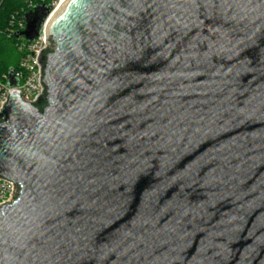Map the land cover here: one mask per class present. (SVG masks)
Listing matches in <instances>:
<instances>
[{"label": "water", "instance_id": "95a60500", "mask_svg": "<svg viewBox=\"0 0 264 264\" xmlns=\"http://www.w3.org/2000/svg\"><path fill=\"white\" fill-rule=\"evenodd\" d=\"M26 22L50 48L38 100L0 113V264H264V0H64Z\"/></svg>", "mask_w": 264, "mask_h": 264}, {"label": "built area", "instance_id": "2783aa9c", "mask_svg": "<svg viewBox=\"0 0 264 264\" xmlns=\"http://www.w3.org/2000/svg\"><path fill=\"white\" fill-rule=\"evenodd\" d=\"M64 0H50V6L53 10L57 9ZM33 8V4L28 9ZM26 13L20 16L17 22V26L14 23L11 24V36L15 31L24 32L26 30ZM18 52L22 55L20 61V70L15 74V78L18 80V85L9 87V76L4 75L0 77V113L7 104L10 94L14 91H18L22 94L25 102H36L38 97L45 90L42 84L43 67L40 64V58L43 50H47L49 47L48 39L43 29L40 36L34 41H28L24 36L17 38ZM16 190V186L5 179H0V207L10 204L12 202L13 194Z\"/></svg>", "mask_w": 264, "mask_h": 264}, {"label": "trees", "instance_id": "16d2710c", "mask_svg": "<svg viewBox=\"0 0 264 264\" xmlns=\"http://www.w3.org/2000/svg\"><path fill=\"white\" fill-rule=\"evenodd\" d=\"M33 1V8L28 9L27 4ZM37 6H50L49 0H0V77L7 75L9 76L10 70L17 73L20 70V61L22 55L18 52V32L15 31L13 35L8 38L7 30H9L12 23H15L16 16L22 15L24 11L27 13L33 11ZM26 13V14H27ZM12 42L13 47L9 53L6 54L4 51V43ZM6 50V48H5ZM7 59V60H6Z\"/></svg>", "mask_w": 264, "mask_h": 264}, {"label": "rangeland", "instance_id": "374dc122", "mask_svg": "<svg viewBox=\"0 0 264 264\" xmlns=\"http://www.w3.org/2000/svg\"><path fill=\"white\" fill-rule=\"evenodd\" d=\"M49 2H50V0H49ZM31 4H34L33 3V1H31L29 4H27L26 6H28V8H29V6L31 5ZM20 16L21 15H17L16 16V20H15V26H17L16 24H17V22H19L18 20L20 19ZM11 29H13V28H10L9 30H7V36H8V38H10L11 37ZM4 51L3 52H5L6 54H8L9 53V51H10V49H12V47H13V43L12 42H5L4 44ZM5 48H6V50H5ZM0 50H1V47H0ZM7 60V59H6Z\"/></svg>", "mask_w": 264, "mask_h": 264}]
</instances>
